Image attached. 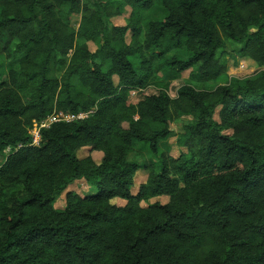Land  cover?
Returning a JSON list of instances; mask_svg holds the SVG:
<instances>
[{"label": "trees", "instance_id": "trees-1", "mask_svg": "<svg viewBox=\"0 0 264 264\" xmlns=\"http://www.w3.org/2000/svg\"><path fill=\"white\" fill-rule=\"evenodd\" d=\"M227 42L264 66V0H0V264H264V73L229 78ZM165 69L193 85L129 101ZM90 111L28 145L34 122ZM184 118L182 152L160 153ZM81 181L97 193L68 190Z\"/></svg>", "mask_w": 264, "mask_h": 264}, {"label": "rangeland", "instance_id": "rangeland-1", "mask_svg": "<svg viewBox=\"0 0 264 264\" xmlns=\"http://www.w3.org/2000/svg\"><path fill=\"white\" fill-rule=\"evenodd\" d=\"M120 13L121 16L117 17V18H111V20H108L105 18L103 21L105 22V24H107V28L110 29V25L112 26H124L127 19L130 16L131 13V8H129L128 6H123L120 9ZM165 11L162 8L159 7H152L149 11H147L144 14V17L148 18V19H154L157 21H162L165 17ZM72 26L74 29L78 28L79 22H80V15L78 16H73L72 19ZM129 39L126 38V42L128 43ZM241 47V45L236 44V43H232V42H227L225 44L224 47V51L228 54V60H229V69H228V76L229 78H237V79H252L253 77L257 76L260 73H264V66L262 68H258L256 66H254L253 64H248L245 63V60L239 59V57L237 56V52L239 50V48ZM88 48L91 52H94L96 50V46L92 43H88ZM234 57V60H236L237 65H233L234 60H230L229 56ZM167 57H175L177 59H183L182 56L177 55V54H168ZM10 59L7 58L5 55H0V80L2 78L6 77V72L8 69V65H9ZM158 66V63H156L155 67ZM157 68V67H156ZM62 72V71H61ZM191 71H186L183 73H178L175 71H170L168 69L165 70H157V72H155V76L154 79L148 83V86L146 89L144 90H138V91H134L132 93H130V99L129 101L133 104H136L139 100H141L145 95L147 94H151V93H156L157 90L159 89H165V86H168V93L170 96H174L175 95V91L177 88H179L180 86L186 85V84H191L193 85L190 79V75ZM60 75V74H59ZM114 83H117V78L114 77L113 78ZM213 83H209L208 85H206V87L208 89L213 87ZM94 111V110H93ZM91 111V113L93 112ZM215 118H218V110L215 114ZM191 123V118H184L181 120H176L170 123V130H171V134L167 137L166 140H164L163 142L159 143V152H166L169 153L170 156L177 158L179 153L182 152V150L180 148H178L176 141L178 139V137L180 136V134H182L183 132V128L186 124ZM124 127H126V125H124ZM34 123L32 125V128L28 129V133L29 134H33L34 132ZM38 129V128H36ZM136 150L138 149L137 147L135 148ZM11 149L9 148H5L1 153H0V165L4 162V160L6 159V157L10 154ZM184 152V151H183ZM81 155H85V152L82 153ZM95 155V154H94ZM94 158H97L96 156H93ZM129 161H133L136 162L138 164H144V162H149L150 157L145 156V155H139L137 151H134L132 154H130L127 158ZM147 179V172L144 171L143 169L138 170L134 176H133V189H132V193H135L138 186L145 183ZM68 190H71L73 192H75L76 194L80 195V196H85V195H93L97 193V189L95 188H91L89 186H87L83 181H81V183L77 182L74 183L72 185L69 186ZM120 201V200H119ZM115 202L117 205H121V202ZM164 202L165 199L160 198V199H156V200H150L149 203H153V202ZM64 193L61 196H58L55 198L54 202H53V209L55 211H62L64 208ZM144 206V205H142Z\"/></svg>", "mask_w": 264, "mask_h": 264}, {"label": "built area", "instance_id": "built-area-1", "mask_svg": "<svg viewBox=\"0 0 264 264\" xmlns=\"http://www.w3.org/2000/svg\"><path fill=\"white\" fill-rule=\"evenodd\" d=\"M89 114H91V111L86 114L78 113L76 115H64L62 113H58V114L53 113L39 122H34L35 129H34L33 134L28 133L30 137V141L28 145L30 147H39L41 144V131L43 129L49 128L52 124L58 123V122H73L75 120H82V119L87 118Z\"/></svg>", "mask_w": 264, "mask_h": 264}]
</instances>
